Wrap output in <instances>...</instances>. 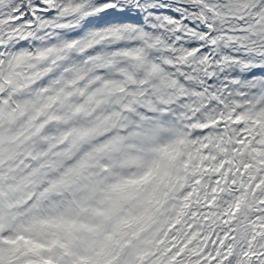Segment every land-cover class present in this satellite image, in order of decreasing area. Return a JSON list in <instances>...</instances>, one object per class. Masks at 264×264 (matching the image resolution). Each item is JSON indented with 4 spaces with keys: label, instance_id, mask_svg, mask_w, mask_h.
Instances as JSON below:
<instances>
[{
    "label": "snow or ice",
    "instance_id": "6c2138e0",
    "mask_svg": "<svg viewBox=\"0 0 264 264\" xmlns=\"http://www.w3.org/2000/svg\"><path fill=\"white\" fill-rule=\"evenodd\" d=\"M0 264H264V0H0Z\"/></svg>",
    "mask_w": 264,
    "mask_h": 264
}]
</instances>
